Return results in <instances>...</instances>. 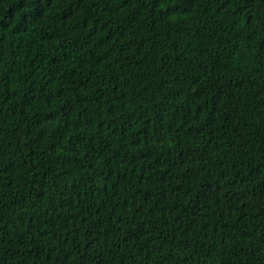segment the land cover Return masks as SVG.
<instances>
[{
  "label": "trees",
  "instance_id": "16d2710c",
  "mask_svg": "<svg viewBox=\"0 0 264 264\" xmlns=\"http://www.w3.org/2000/svg\"><path fill=\"white\" fill-rule=\"evenodd\" d=\"M0 264H264V0H0Z\"/></svg>",
  "mask_w": 264,
  "mask_h": 264
}]
</instances>
